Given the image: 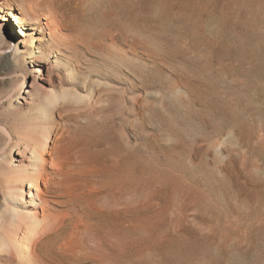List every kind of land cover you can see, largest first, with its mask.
<instances>
[{
	"label": "rangeland",
	"instance_id": "rangeland-1",
	"mask_svg": "<svg viewBox=\"0 0 264 264\" xmlns=\"http://www.w3.org/2000/svg\"><path fill=\"white\" fill-rule=\"evenodd\" d=\"M6 2L32 25L0 18V264H264V0ZM39 143L84 220L28 255L9 171Z\"/></svg>",
	"mask_w": 264,
	"mask_h": 264
},
{
	"label": "bare ground",
	"instance_id": "bare-ground-1",
	"mask_svg": "<svg viewBox=\"0 0 264 264\" xmlns=\"http://www.w3.org/2000/svg\"><path fill=\"white\" fill-rule=\"evenodd\" d=\"M6 1L7 0H0V13H4L3 16L0 14V18L5 20L6 17L9 16L10 22L13 21L14 24H16L17 26L20 25L19 27H21V34L26 35V30L29 29V25H32L31 18L20 13L14 15V12L11 11V9H16V8L10 9V7L7 6ZM23 4L27 6H31L33 4H40V2L39 0H24ZM124 9L127 14L130 13L133 9V4L127 3L126 5H124ZM55 18L56 19L58 18L57 15ZM72 19H76V16H73ZM68 22H72V20L69 19ZM44 24L46 28L49 30L47 32L50 35V37L48 38L49 40L53 42L54 40L56 41L62 39V37L58 35V32L61 29L55 27L53 21L49 20L46 21ZM63 24H65V22ZM42 31L43 30H39L40 33H43ZM62 40L65 42V38H63ZM34 41H38V38H34ZM20 42H22V40H20ZM68 44L70 45L71 42H68ZM39 47L40 46H38L37 48ZM37 51L41 52V49ZM38 145L18 151V155H19L18 158H16L13 167L10 168V171L8 170L10 172L9 174L11 175V180H12L11 184H9V188L11 191L10 193L13 196V200L16 199L12 203L16 202L21 206L15 208L14 211L19 213L20 212L26 213L25 216H31L33 221V225L32 226L29 225L27 227V229L22 233V237L20 238H18V236L12 237L14 238L12 239L14 241V248L11 247L10 245L9 247H11L12 250L13 249L16 250L17 253H20L21 250L24 251L26 250V253L28 255L35 254L36 248L39 245V241L42 239V238L40 239V236H42V234L43 236L46 234V230L54 224V220H56V218H61V221L65 220L66 218H69L72 226L77 229L80 228V226L82 225V221L84 220V217L80 213V208H79L80 199L82 196L80 188L69 186L67 184L63 168L58 167L55 164V162H51V161L49 162L47 160H44L43 159V154L45 152L44 145L43 144L40 145V143ZM50 163L51 166L49 165ZM48 166L51 167L52 169L51 172L46 169V167ZM18 194L21 196L19 200L17 199L18 197L16 198ZM26 197H28V199ZM52 203L64 204V206H66L67 208L66 213L63 212L64 213L63 214L57 211H56L57 213H54L52 211L54 210ZM39 210H41V212ZM1 220H3L2 215H0V222ZM22 242L24 243V245L23 244L19 245V243ZM4 244L5 243L0 242V252L3 251L1 247L4 246ZM45 264L48 263L45 262Z\"/></svg>",
	"mask_w": 264,
	"mask_h": 264
}]
</instances>
